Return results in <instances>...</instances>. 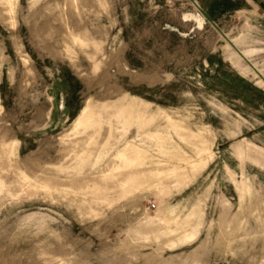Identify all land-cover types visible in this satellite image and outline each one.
I'll use <instances>...</instances> for the list:
<instances>
[{"label":"rangeland","instance_id":"1","mask_svg":"<svg viewBox=\"0 0 264 264\" xmlns=\"http://www.w3.org/2000/svg\"><path fill=\"white\" fill-rule=\"evenodd\" d=\"M0 264H264V0H0Z\"/></svg>","mask_w":264,"mask_h":264},{"label":"built area","instance_id":"2","mask_svg":"<svg viewBox=\"0 0 264 264\" xmlns=\"http://www.w3.org/2000/svg\"><path fill=\"white\" fill-rule=\"evenodd\" d=\"M151 206H154V205L152 204V205H150V207H151Z\"/></svg>","mask_w":264,"mask_h":264},{"label":"water","instance_id":"3","mask_svg":"<svg viewBox=\"0 0 264 264\" xmlns=\"http://www.w3.org/2000/svg\"><path fill=\"white\" fill-rule=\"evenodd\" d=\"M211 23H213L211 20H209Z\"/></svg>","mask_w":264,"mask_h":264},{"label":"bare ground","instance_id":"4","mask_svg":"<svg viewBox=\"0 0 264 264\" xmlns=\"http://www.w3.org/2000/svg\"><path fill=\"white\" fill-rule=\"evenodd\" d=\"M239 54H241V53H239Z\"/></svg>","mask_w":264,"mask_h":264}]
</instances>
